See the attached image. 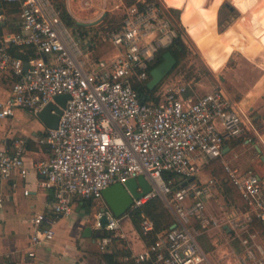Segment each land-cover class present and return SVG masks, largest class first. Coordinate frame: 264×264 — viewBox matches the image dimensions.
<instances>
[{"label": "built area", "instance_id": "1", "mask_svg": "<svg viewBox=\"0 0 264 264\" xmlns=\"http://www.w3.org/2000/svg\"><path fill=\"white\" fill-rule=\"evenodd\" d=\"M2 1L18 7L19 21L17 30L0 35V72L15 77L11 95L0 99V120L19 108L37 115L57 95H70L57 128H48L40 140L51 153L34 166L42 177L39 186L52 189L53 195L48 212L33 215L31 244L51 241L56 222L72 215L77 201L102 200L109 186L144 175L152 190L134 199L131 209L159 197L176 226L159 232L135 253L134 264H214L196 226L220 225L207 212L217 180L201 176L206 166L220 160L226 180L246 204L244 209L238 206L235 223L228 224L242 248L236 264H264V240L256 231V224L264 221V179L233 165L225 151L229 141L247 136L254 127L251 118L224 90L196 97L187 94V85L169 87L158 102H145L134 87L135 81L149 79V62L177 36L168 8L156 1L117 0V8L123 9L121 28L97 33L116 52L99 58L92 37L69 26L55 0ZM7 22L0 14V23ZM12 45L32 47L36 54L27 60L15 57ZM26 152L22 139L0 147L1 180L27 176ZM30 191L26 188L25 195ZM95 227L102 231L105 253L121 235L120 217L105 204ZM153 230V221L144 217V235Z\"/></svg>", "mask_w": 264, "mask_h": 264}, {"label": "rangeland", "instance_id": "2", "mask_svg": "<svg viewBox=\"0 0 264 264\" xmlns=\"http://www.w3.org/2000/svg\"><path fill=\"white\" fill-rule=\"evenodd\" d=\"M160 1L164 4L163 0ZM231 1L245 13L242 22L233 26L232 23L242 15V12L235 11L232 13L228 11L225 8L226 2H223V0H188V2L185 0H171L174 3V7H182L186 4L183 14L185 20L182 19L181 15L178 18L172 12L168 16L179 28L183 39L190 48V53L157 86L155 96L163 94L169 87L177 88L187 85V94H192L196 97L215 90H224L234 101H240L258 78L262 76L264 70V51L262 46L253 39L254 43H251L253 46L248 49V52L242 51L241 49L246 50L247 40L242 36L237 38L241 33L235 37L233 27L236 29L238 27L244 28L246 26L244 22L249 16H264V0ZM55 2L62 5L78 24L79 22L89 23L96 21L102 17L101 24L96 27L97 29L102 27L109 28L111 24L118 23L123 13L122 7L117 8L119 4L117 0H55ZM166 5V7H169L167 3ZM214 7L216 11L212 10ZM5 11L9 25L0 26V35L10 29L11 21L19 19L18 12H15L14 8L5 9ZM10 13H13L14 16L11 18L12 20H10ZM218 15L219 20L223 22L221 25L219 20L218 22L216 21ZM110 20L117 21L110 23ZM92 26L95 27V25ZM90 32L93 33V31ZM98 40V44L93 49L94 56L101 57L110 51V53L116 52L115 47L111 43L103 41L101 37ZM262 41L264 44V37ZM241 42L244 45L239 47L238 45ZM246 104L247 101L243 103L244 106ZM257 113V111L252 112L250 110L248 115L255 119ZM254 140L255 142L257 141L256 137H254ZM238 145L237 156L235 160L229 156L230 162L235 166L240 164L244 168L247 165L249 171L264 173V161L262 158L264 147H262L263 151L258 152L253 145L243 143ZM202 175L205 177L213 176L217 180L215 196L208 203L207 212L210 216L216 217L221 221L219 226L210 225L206 229H202L197 225L198 239L204 249L211 253V259L214 264H236L237 256L241 253L242 248L235 238L236 232L232 231L229 233L224 226L235 223L238 205L226 194L224 184L227 177H221L219 169L215 165L206 166ZM96 211L97 209H93L90 217L83 213L79 216L75 213V217L78 216L81 219L90 218V226L94 223ZM120 221L121 231L139 243L137 231L129 215H123L120 217ZM256 231L264 236L263 226H259V228L257 226ZM261 239L264 240V237H261ZM93 250L88 252V254L95 260H100L101 252L98 248L97 250L93 248Z\"/></svg>", "mask_w": 264, "mask_h": 264}, {"label": "crops", "instance_id": "3", "mask_svg": "<svg viewBox=\"0 0 264 264\" xmlns=\"http://www.w3.org/2000/svg\"><path fill=\"white\" fill-rule=\"evenodd\" d=\"M185 1L188 2V0ZM0 2V14H4L5 17V9L10 10L14 8L15 12L18 11L17 6H3V1L0 0ZM163 2L166 5V0H163ZM223 2H226V0H223ZM225 4L232 5L239 13L242 12V15L236 18V21L232 23V26L241 23L245 13L241 11L240 8L238 9V7H236L231 0H228ZM170 7L180 9L181 17L183 19L186 4L182 7L169 5L167 8L169 9ZM212 10L216 11L215 7L212 8ZM13 17V13H10V20H12L11 18ZM218 20L219 15L216 17L217 22ZM18 21L19 19L11 21L10 29L5 31L4 34L17 30L16 23ZM244 23H246L244 28L238 27L236 29L233 27L235 37L241 33L237 38L242 36L247 40L246 50H241L248 52V49L253 46L251 43L253 44L255 41L257 44L262 46L264 51V44L262 41L264 37V16H249L246 18ZM100 24L101 21L94 25L97 27ZM7 25H9L8 22L7 24L0 23V26L2 27ZM81 26L83 31L87 30L86 35L92 37L93 43H96L97 45L99 41L98 39H100L97 33L101 32L102 29H97L96 27L94 29H90L89 27L92 25ZM90 31H93V33ZM254 31L256 32L253 33ZM94 47L96 46H92V49H94ZM110 52L105 55L111 56L114 54L113 52ZM105 55L99 58H104ZM14 81V75L0 72V99H6L9 95H11ZM246 101L247 104L244 106L243 103ZM234 102L244 114L248 115L250 110L252 112H258L257 115H255L257 123H255L256 118L253 119L250 115H248L251 118L254 127H250L247 136L229 141L228 143L227 152H229V156L235 160V157L237 156L236 150L239 143L253 145L258 152L263 151L264 70L262 72V76L258 78L247 94L243 96L240 101ZM47 129L48 127L42 123L37 115L24 108L17 109L12 117L0 120V147L11 146L13 141L16 139L24 140L27 147L25 158L29 168V172L25 178H22L19 174H14L8 180L0 179V193L3 198V203L0 205V264H107L102 258L103 254L115 253L123 250H129L131 252V260L132 264H134L135 259L133 255L142 251L144 247L148 245L144 242L138 232L137 236L139 243L129 238L125 232L120 230L121 235L118 238H115L113 244L108 247V251L104 253L101 250L100 238L103 234L102 231L95 227V222L96 214L106 204L105 199L98 201H77L72 215L63 217L56 222L54 226L55 235L51 241L37 247H34L31 244L30 238L34 233V225L32 224L33 215L36 213H47V204L53 195L52 189L39 186L42 177L39 175L34 166L38 160L51 153L49 144L42 143L40 141L42 137L45 136ZM254 137H256V142ZM248 138H251L252 142H249ZM237 166L242 171H249L247 165L245 168L240 164H236V167ZM256 173L264 179V173ZM202 179L207 180L209 177L203 176ZM26 188L31 189L29 195H25ZM93 209H97V211L95 212L94 223L90 225L92 228V234L91 236H85L84 231L87 227H89L90 218L81 219L78 216L83 213L84 215L90 217ZM75 213L78 216L75 217ZM257 226L258 228L259 226H263L264 228V221L256 224V227ZM224 228L229 233L234 231L231 225L228 224L225 225ZM261 236L264 237L263 235ZM93 248H96V250L98 248L101 252L102 255L100 260H95L90 254H88V252L94 251ZM29 251H34L35 255L30 256Z\"/></svg>", "mask_w": 264, "mask_h": 264}, {"label": "trees", "instance_id": "4", "mask_svg": "<svg viewBox=\"0 0 264 264\" xmlns=\"http://www.w3.org/2000/svg\"><path fill=\"white\" fill-rule=\"evenodd\" d=\"M148 1H156L158 4L161 5L160 0H148ZM171 2V0H167ZM228 0H226L227 2ZM3 6H13V4H9L7 2H3ZM57 6L61 10L62 17L64 20L68 23L69 26L74 28L82 29V26L79 25L73 17L67 12V10L60 4L57 3ZM225 8L228 9L230 12L237 11L236 8H234L232 5L225 4ZM167 14L175 13L176 16L179 18L181 15V10L177 8L170 7L168 10H166ZM117 20H110V23L116 22ZM223 22L219 20V24L221 25ZM173 27L177 30V36L173 39V42L171 45L165 48H160L156 55L154 60L149 62V79L151 78V70L160 65L164 61V54L167 51H171V53L176 57L177 59V65L181 63V61L190 53V48L185 42V40L182 37V34L179 30V28L176 26V24L172 21ZM122 26V17L118 23L111 24L108 27H102V31L107 30H114L121 28ZM96 27V26H95ZM94 26L89 27L90 29L95 28ZM87 30L84 32V35H86ZM104 41V40H103ZM10 52L13 56L22 58L27 60L29 57L34 56L35 50L32 47H27L25 49L18 48L14 45L10 47ZM149 79L145 82H134V87L141 95V98L145 102H158L159 101V95L155 96L156 88L154 90H151L147 83ZM213 165L216 166V168L219 169V173L221 177H226L225 170L223 169L221 165V161L217 160L212 162ZM227 181V182H226ZM225 181V188H226V194L230 198H232L238 206L245 208L246 204L245 201L238 191V189L232 184L231 181L226 180ZM129 217L131 218V221L133 223L134 228L137 230V232L140 234L142 239L146 244H150L152 241L155 240L157 234L161 231L169 229L172 224L175 221L173 213L170 211V209L165 205L163 200L159 197L154 198L150 200L147 204H145L143 207L131 209L129 212ZM144 217H147L151 219L154 223V230L150 235H144L142 231V221L144 220ZM103 260L107 264H132L131 260V252L129 250H123L118 251L115 253H105L102 255ZM127 258V259H125Z\"/></svg>", "mask_w": 264, "mask_h": 264}, {"label": "water", "instance_id": "5", "mask_svg": "<svg viewBox=\"0 0 264 264\" xmlns=\"http://www.w3.org/2000/svg\"><path fill=\"white\" fill-rule=\"evenodd\" d=\"M1 5V2H0ZM229 5V4H228ZM102 17L96 21L92 22H79L81 25L89 26L99 23ZM176 57L167 51L164 54V61L151 70V78L149 79L147 85L151 90L157 88V86L165 79V77L173 70L177 65ZM70 99L68 93L57 95L53 102L47 104L39 113L38 118L42 123L48 128H57L59 124L60 117L63 113V109L67 105V101ZM228 149L226 147L225 151ZM264 161V155L262 156ZM152 186L148 179L141 175L136 178L128 180L125 184L115 183L103 191V197L107 206L112 210L116 217H122L127 214L134 203V199L140 198L144 194L150 192ZM103 221L107 220V217L102 218ZM176 226L175 223L172 224V228ZM92 228L89 226L85 229L84 235L91 236Z\"/></svg>", "mask_w": 264, "mask_h": 264}, {"label": "bare ground", "instance_id": "6", "mask_svg": "<svg viewBox=\"0 0 264 264\" xmlns=\"http://www.w3.org/2000/svg\"><path fill=\"white\" fill-rule=\"evenodd\" d=\"M166 2H167L170 6H174V3H173V2H168L167 0H166ZM183 19L185 20L184 16H183ZM243 45H244V43L241 42L238 46H239V47H242Z\"/></svg>", "mask_w": 264, "mask_h": 264}]
</instances>
